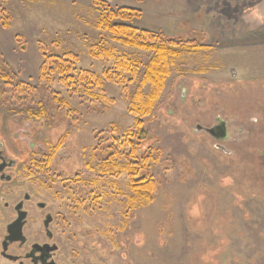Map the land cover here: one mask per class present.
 <instances>
[{
    "label": "rangeland",
    "instance_id": "rangeland-1",
    "mask_svg": "<svg viewBox=\"0 0 264 264\" xmlns=\"http://www.w3.org/2000/svg\"><path fill=\"white\" fill-rule=\"evenodd\" d=\"M122 8L129 19L111 13ZM105 14L135 37L146 30L189 43L176 46L181 53L143 117L137 155L149 161L138 178L155 182L149 201L131 188L129 154L117 165L111 156L115 138L135 124L137 93L147 101L156 92L142 84L153 53L98 26ZM120 56L141 66L122 85L103 78ZM59 59L75 81L93 72L100 84L64 85L55 66L51 83L40 80L43 63ZM9 77L31 95L13 92ZM0 117L12 136L27 137L19 149L33 146L42 154L35 160L73 184L81 257L264 264V0H0ZM217 124L220 139L206 132Z\"/></svg>",
    "mask_w": 264,
    "mask_h": 264
},
{
    "label": "flooded vegetation",
    "instance_id": "flooded-vegetation-1",
    "mask_svg": "<svg viewBox=\"0 0 264 264\" xmlns=\"http://www.w3.org/2000/svg\"><path fill=\"white\" fill-rule=\"evenodd\" d=\"M4 120L0 117V264H107L76 252L70 179L47 161L35 160L42 154L33 146L19 149L27 137L12 136ZM222 126L206 132L220 139Z\"/></svg>",
    "mask_w": 264,
    "mask_h": 264
},
{
    "label": "trees",
    "instance_id": "trees-1",
    "mask_svg": "<svg viewBox=\"0 0 264 264\" xmlns=\"http://www.w3.org/2000/svg\"><path fill=\"white\" fill-rule=\"evenodd\" d=\"M130 12V8H122L116 11H111V13L115 14L117 17L126 16V19L130 18ZM109 16L110 15L106 16V14L105 16L103 15L99 20L98 26L104 25L108 27V29L113 33L115 39L118 41L125 39L127 45H131L142 50H149L153 53L152 59L149 62L147 69L145 70L142 84L144 85V83L149 82L152 86H155L157 88L156 92L151 95L147 101H143L141 94L137 93V104H135V106L130 109L131 113L136 117L135 124L133 128L126 131L122 137L115 138V145L112 146V151H114V153L111 156V159L113 161L112 165H117L116 160H120L121 158L123 159L126 153L129 154V156L126 157L129 161L127 164H124V169L130 177V182L132 183L131 188L137 193L139 197L147 199L149 201L151 199L153 191L155 190V182L153 179L147 177L138 178L140 172L144 169V167H146L149 161L148 157L144 156L142 158H139V156L137 155V150L140 147L139 143H141L146 137L143 117L150 114L153 102L157 95H159L160 93V88L163 87V83L166 77L171 73L172 64H174L176 59H178L179 57L178 55L181 53L176 46L187 47L189 46V43L185 42V44H182L175 39L168 40L165 37L162 38L155 32H149L146 30L141 31V35H137L135 37L134 33H137V30L134 27L131 28L129 24L110 22ZM99 51L100 55L102 56L113 57L114 55L109 50L100 49ZM48 58L52 61H55L53 57ZM56 61L58 62L57 64L56 62L48 63V61L46 60L41 66L40 80L46 81V84H49L54 80V77L51 76L53 74V71H50L52 70V68H49L52 66H55L58 70L57 72L60 75V82L62 84H75L71 86L72 88H76V85H82V83L90 86L91 84H93V81L97 82V85H99L101 82V79L96 74H94L93 72H89L86 74H80L81 76L79 77L78 83L77 81H75V78H73V76H70L68 74L67 71H63V60L59 59ZM140 67V62L138 60H131L129 58H125V56H120L119 58H116L114 66L110 68V70L104 72L103 78L104 80L112 82L114 84H126L127 76L129 75L131 77V80L129 81L134 80L137 70ZM14 79V77H9L8 81H5L6 85H8L7 87L12 84L14 87H16L13 91L16 94L25 92L31 95V93L28 91L32 89L30 86H27L26 84L23 85L21 83L14 84ZM23 88H26V90H24ZM3 103L12 106L17 105V103H12L9 100H5ZM135 140H137V142H135ZM119 149L122 150L120 151ZM131 160H134L135 162H131Z\"/></svg>",
    "mask_w": 264,
    "mask_h": 264
}]
</instances>
